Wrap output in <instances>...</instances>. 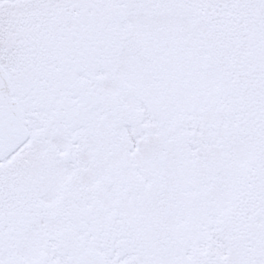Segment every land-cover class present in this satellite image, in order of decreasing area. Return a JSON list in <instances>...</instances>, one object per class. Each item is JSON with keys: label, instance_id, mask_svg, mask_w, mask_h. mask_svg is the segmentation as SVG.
Instances as JSON below:
<instances>
[{"label": "snow or ice", "instance_id": "6c2138e0", "mask_svg": "<svg viewBox=\"0 0 264 264\" xmlns=\"http://www.w3.org/2000/svg\"><path fill=\"white\" fill-rule=\"evenodd\" d=\"M0 264H264V0H0Z\"/></svg>", "mask_w": 264, "mask_h": 264}]
</instances>
